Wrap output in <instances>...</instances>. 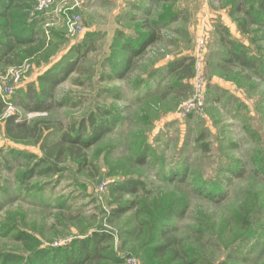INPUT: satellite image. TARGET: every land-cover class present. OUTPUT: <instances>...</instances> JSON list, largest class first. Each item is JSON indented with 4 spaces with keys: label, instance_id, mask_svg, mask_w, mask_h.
Instances as JSON below:
<instances>
[{
    "label": "rangeland",
    "instance_id": "obj_1",
    "mask_svg": "<svg viewBox=\"0 0 264 264\" xmlns=\"http://www.w3.org/2000/svg\"><path fill=\"white\" fill-rule=\"evenodd\" d=\"M258 4L0 0V264H264Z\"/></svg>",
    "mask_w": 264,
    "mask_h": 264
},
{
    "label": "trees",
    "instance_id": "obj_2",
    "mask_svg": "<svg viewBox=\"0 0 264 264\" xmlns=\"http://www.w3.org/2000/svg\"><path fill=\"white\" fill-rule=\"evenodd\" d=\"M155 38L156 37L155 36L153 37V34L147 35L146 38H144V40H146V41L143 42V45L146 46V45L151 44L155 40ZM132 54L135 56L136 54H138V52H132ZM230 54L232 55L233 58H235V60L238 61V63L240 65H242V67H245L246 65H248V61H246L245 57H241V58L238 57L237 54H235V51L230 52ZM182 69H184V71H183L184 75L187 77H190L189 73H187L188 70L190 69V66L188 67V65H187V66L183 67ZM70 71H71V68L65 69V71L63 73L61 71L55 75L54 74H47L46 76H43L42 78H40L38 92H35L33 94V97L35 98V101H34L35 106L33 107L34 110L32 112H34V111H36V112L45 111L44 108H41L42 103H44V101H46V98H48L49 95H52V92H53L52 90L55 88V86L59 82L63 81L65 76H67L68 73H70ZM20 128H22L21 130L24 129L23 127H20ZM99 134H97V135H99ZM168 209L169 208H166L165 212L169 211ZM170 213L171 212H169L168 216L170 215ZM167 242H168V238L165 239L166 244H167Z\"/></svg>",
    "mask_w": 264,
    "mask_h": 264
},
{
    "label": "crops",
    "instance_id": "obj_3",
    "mask_svg": "<svg viewBox=\"0 0 264 264\" xmlns=\"http://www.w3.org/2000/svg\"><path fill=\"white\" fill-rule=\"evenodd\" d=\"M198 2H199V6H201V8H204V9H206V10H210V6H215L216 5V3H217V1L218 0H197ZM229 1V4H231V5H241V0H228ZM252 2H255V3H259L258 5L259 6H261V7H259V11H261L262 9H264V0H252ZM216 7V6H215ZM229 8L230 7H227V9L229 10ZM217 11V12H216ZM205 14H206V11L204 10L203 11ZM210 12H211V14H219L220 13V11L219 10H216V8L214 9V10H210ZM247 12V11H246ZM262 12V14H263V11H261ZM260 12V13H261ZM255 13V12H254ZM261 15V14H260ZM206 16H207V14H206ZM205 16V18H204V21H206V26L207 27H205V25L203 24L202 25V27H200L199 28V35H198V37H206V35H207V28L208 29H211L213 26H211V24H222L223 26H224V28L226 27H228L229 29H227V30H229V32H231L232 33V36L233 35H236V36H239V34L237 33L238 32V30L236 29V27H235V25H234V23L236 24V22H234V20H233V18H232V20H231V18L227 15L226 17H223V18H217L215 15H213V20H210L209 21V23L207 22V17ZM263 17V16H262ZM232 21V22H231ZM234 22V23H233ZM251 24H254L253 22H251ZM222 26V27H223ZM238 26V25H237ZM239 28V27H238ZM227 30H225L226 32H227ZM264 30V29H263ZM224 35V34H223ZM240 35H245L244 33L242 34V32L240 33ZM241 36H239V41H240V38ZM233 38H235L234 36H233ZM235 39H237V38H235Z\"/></svg>",
    "mask_w": 264,
    "mask_h": 264
},
{
    "label": "built area",
    "instance_id": "obj_4",
    "mask_svg": "<svg viewBox=\"0 0 264 264\" xmlns=\"http://www.w3.org/2000/svg\"><path fill=\"white\" fill-rule=\"evenodd\" d=\"M201 38H203V37H201ZM199 39L198 40V42H197V46H198V48L200 49L202 46H204V41H203V39ZM196 57V55L194 56V58Z\"/></svg>",
    "mask_w": 264,
    "mask_h": 264
}]
</instances>
